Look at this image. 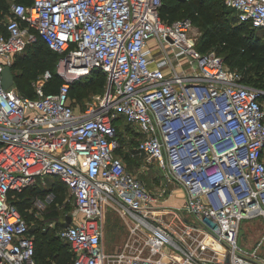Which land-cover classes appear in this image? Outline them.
Instances as JSON below:
<instances>
[{
  "label": "built area",
  "instance_id": "obj_1",
  "mask_svg": "<svg viewBox=\"0 0 264 264\" xmlns=\"http://www.w3.org/2000/svg\"><path fill=\"white\" fill-rule=\"evenodd\" d=\"M224 2L237 23L264 29V0ZM162 3L11 7L0 29V264H36L29 224L9 194L46 185L47 175L73 199L71 223L56 231L73 264H264L237 244L243 220H264V90L244 84L215 51L198 50L190 19L163 21ZM36 36L58 54L62 81L45 94L46 72L27 98L14 84L4 89L1 73ZM96 69L108 102L76 113L70 88ZM119 117L135 130L140 171L157 164L168 185L183 189L181 205L168 207L172 192L159 197L167 187L153 191L128 169ZM106 206L130 223L129 239L111 254L102 242Z\"/></svg>",
  "mask_w": 264,
  "mask_h": 264
},
{
  "label": "trees",
  "instance_id": "obj_2",
  "mask_svg": "<svg viewBox=\"0 0 264 264\" xmlns=\"http://www.w3.org/2000/svg\"><path fill=\"white\" fill-rule=\"evenodd\" d=\"M15 1L25 6L32 4V0ZM10 3L11 0H0V29L3 21L11 14ZM221 4V6H213L210 0H168L167 2L163 0L160 17L166 22L180 19L178 18L180 16L190 19L202 31L196 46L198 50L203 53L215 51L222 57L228 69L236 70L242 75L244 84L264 90V29H253L248 24L237 23L235 11L229 8L224 0H221ZM227 11L232 13L230 18L227 17ZM57 60L58 54L36 36L35 41L27 44L21 53L15 54L11 64L14 85L18 93L23 97L35 98L37 96L35 85L42 80L46 72H49L50 77L43 81V92L56 93L62 81L56 71ZM90 76H94V83L99 87H102L106 80L105 74L99 69L92 71L85 78ZM83 80L85 79L74 84H79ZM74 84L69 91L73 107L75 102L81 99V95L73 89ZM118 139L122 146L124 140L119 134ZM127 144L131 147L129 151L135 154L136 135H130ZM129 151L122 152L120 149L118 152L122 154L127 166L131 163L138 164L136 158L132 162L126 161ZM55 178L56 180L50 183L45 191L53 194L51 205L57 209L64 204L67 189L59 178ZM41 187L35 185L20 192H11L9 201L29 224L30 234L34 239L36 264H73L74 256L69 244L56 233L57 229L66 224V222L59 224L56 221V212L46 214L48 220L55 221L54 227L44 226V223L38 224L34 229L30 227L31 223L37 220L31 209L34 208L38 196L45 192ZM66 216L63 217L64 220Z\"/></svg>",
  "mask_w": 264,
  "mask_h": 264
},
{
  "label": "rangeland",
  "instance_id": "obj_3",
  "mask_svg": "<svg viewBox=\"0 0 264 264\" xmlns=\"http://www.w3.org/2000/svg\"><path fill=\"white\" fill-rule=\"evenodd\" d=\"M167 1L168 0H165V2ZM210 2H212L213 6L222 5L221 0H210ZM16 3L17 2L15 0H11L10 6L12 7ZM231 15L232 13L227 11V17L230 18ZM178 18L182 19L183 17L180 16ZM201 36L202 31L199 26L192 23L190 37L196 46ZM83 79H85L83 82L74 84L75 86L73 87V89L81 95V99L79 101L77 100L74 104L76 113H82L89 106H99L101 103L105 102L104 99L107 95V80L104 81L102 87H99L94 83V76ZM114 125L118 134L122 136V139L124 140L122 142V149L127 147L129 150H131V147L127 144V140L130 135L136 134L134 128L130 127L123 117L116 119L114 121ZM134 158H136L137 161H142L143 155L139 153L132 154L131 151H129L126 161L132 162ZM148 166L149 169L147 172L140 171L137 165L133 163L129 164L128 167L132 172L138 174L143 182L146 183L147 186L153 191L160 189L161 186L167 187L166 193L159 196L160 199H165L168 193L172 191V200H174L178 206L181 205L183 202L182 198H184L181 194L182 192L180 190H173L174 188L178 187L174 184H167L165 173L159 168L157 164L150 163ZM43 180H45L46 185H41V188L45 191L47 188H49L50 183L55 181L56 178L55 176L47 175L44 176ZM65 196L64 204L57 209H54L51 205L53 194L47 191L42 192V194L38 196L36 202H34V208L31 209L34 216L37 218L36 221L31 223V229H34L40 223H44V226H49L50 222H55L48 220L46 214L49 212H56V221L59 224L65 222L63 217L70 214V211L73 207L72 196L67 190H65ZM103 220V247L107 254H111L121 249L129 239L130 223L125 220L112 206L105 207ZM237 244L242 250L255 251L258 256L264 258V220L262 218L243 220L240 225ZM259 244L260 246L258 247Z\"/></svg>",
  "mask_w": 264,
  "mask_h": 264
},
{
  "label": "water",
  "instance_id": "obj_4",
  "mask_svg": "<svg viewBox=\"0 0 264 264\" xmlns=\"http://www.w3.org/2000/svg\"><path fill=\"white\" fill-rule=\"evenodd\" d=\"M1 77H2V85H3L4 89H7L11 85L14 84V75L12 73L11 66H9V65L4 66L2 73H1ZM71 220H72L71 216L67 215L65 218V222L67 224H70Z\"/></svg>",
  "mask_w": 264,
  "mask_h": 264
},
{
  "label": "crops",
  "instance_id": "obj_5",
  "mask_svg": "<svg viewBox=\"0 0 264 264\" xmlns=\"http://www.w3.org/2000/svg\"><path fill=\"white\" fill-rule=\"evenodd\" d=\"M137 163H139V161H137ZM137 165V167H138V164H136ZM128 167V166H127ZM172 190V189H171ZM173 190H180L182 193V196L184 197V191H183V189L182 188H180V187H178V188H174ZM170 192H172V191H170ZM173 194V193H172ZM183 199V198H182ZM166 205L168 206V207H177L178 205L176 204V202L174 201V200H172V195L166 200ZM165 219L167 220V221H169V222H172L173 221V216L172 215H165Z\"/></svg>",
  "mask_w": 264,
  "mask_h": 264
},
{
  "label": "bare ground",
  "instance_id": "obj_6",
  "mask_svg": "<svg viewBox=\"0 0 264 264\" xmlns=\"http://www.w3.org/2000/svg\"><path fill=\"white\" fill-rule=\"evenodd\" d=\"M108 99H109V94L106 95V97H105V99H104V100H105L104 103H107V102H108Z\"/></svg>",
  "mask_w": 264,
  "mask_h": 264
}]
</instances>
